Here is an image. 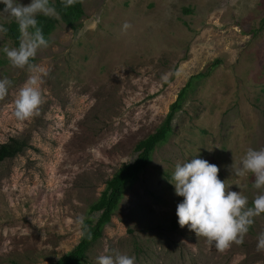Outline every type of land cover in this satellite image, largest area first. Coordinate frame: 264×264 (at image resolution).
<instances>
[{
    "label": "rangeland",
    "instance_id": "374dc122",
    "mask_svg": "<svg viewBox=\"0 0 264 264\" xmlns=\"http://www.w3.org/2000/svg\"><path fill=\"white\" fill-rule=\"evenodd\" d=\"M83 5L78 27L59 22L31 61L43 69L46 102L27 120L15 118L13 101L30 73L10 65L3 48L18 45L0 33V78L12 81L0 99V144H28L0 162V264H51L73 249L82 236L77 218L89 216L107 181L137 157L136 144L199 73L208 75L192 84L171 134L128 186L87 264L118 253L135 264H264V213L242 244L221 252L187 225L174 227L183 197L171 182L177 162L198 157L217 165L218 178L249 206L260 191L251 173L237 176L232 166L249 147L264 148V0ZM4 7L0 0L3 27L15 20Z\"/></svg>",
    "mask_w": 264,
    "mask_h": 264
},
{
    "label": "clouds",
    "instance_id": "9594fccd",
    "mask_svg": "<svg viewBox=\"0 0 264 264\" xmlns=\"http://www.w3.org/2000/svg\"><path fill=\"white\" fill-rule=\"evenodd\" d=\"M2 2L5 5L2 11L17 21L22 37L18 47L6 46L3 52L13 68L26 69L30 73L13 101L15 118L27 120L38 116L46 102L39 86V74L43 69L31 62L40 48L48 46L36 16L41 13L52 15L55 9L50 6L49 0H31L27 5L18 0ZM76 2L63 0L65 7ZM29 28L34 31L29 32ZM6 32L7 29L0 25V33ZM11 84L8 77L0 78V99L7 95ZM232 171L237 176L253 175V187L260 191L254 196L252 206H249L248 197L242 191L228 190L230 184L218 178V166L206 159L193 157L177 162L171 178L175 193L183 197L176 209L180 227L187 225L197 237H204L209 245H214L221 252L233 243L242 244L254 217L264 213V148L249 147L239 166H232ZM76 222L85 227L83 216L78 217ZM257 241V250L264 251V231L257 234ZM97 264H135V257L127 253L101 254L97 257Z\"/></svg>",
    "mask_w": 264,
    "mask_h": 264
},
{
    "label": "trees",
    "instance_id": "16d2710c",
    "mask_svg": "<svg viewBox=\"0 0 264 264\" xmlns=\"http://www.w3.org/2000/svg\"><path fill=\"white\" fill-rule=\"evenodd\" d=\"M84 0H77L71 6L65 7L63 0H49L50 6L55 9L58 16L38 14L36 19L38 27L43 31L45 39L50 40V34L57 27L59 22H63L69 27L76 29L80 24L84 14ZM264 28V18L262 19ZM6 35L12 38L19 46L21 33L19 24L16 20L6 24ZM32 32L34 29L29 28ZM208 75L207 73H199L190 77L180 91L177 100L172 103L171 109L164 121L144 139L140 140L135 151L137 157L127 163H123L114 175L107 181V186L96 202L90 206L89 216L84 219L85 227H82V236L78 243L69 252L60 256L51 264H87L89 259V251L99 241L103 235L104 228L110 223L111 218L122 202L125 192L129 185L134 183L139 175L146 169L152 160L155 149L163 143L172 132V124L176 114L182 108L188 92L193 87V83L200 78ZM27 142L11 138L8 142L0 144V162L14 158L27 148ZM97 213V217L93 214ZM178 219L174 220V227H178ZM90 234V238H89Z\"/></svg>",
    "mask_w": 264,
    "mask_h": 264
}]
</instances>
